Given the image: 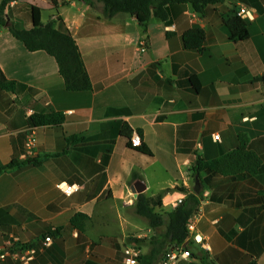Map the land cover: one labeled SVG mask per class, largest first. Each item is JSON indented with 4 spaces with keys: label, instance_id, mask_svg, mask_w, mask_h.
Masks as SVG:
<instances>
[{
    "label": "crops",
    "instance_id": "0c3cea01",
    "mask_svg": "<svg viewBox=\"0 0 264 264\" xmlns=\"http://www.w3.org/2000/svg\"><path fill=\"white\" fill-rule=\"evenodd\" d=\"M34 7L43 22L62 18L57 26L76 39L92 88L68 90L54 56L0 27V71L17 83L0 86V168L19 163L0 172V247L20 239L0 264H22L25 246L37 248L29 264H124L129 245L148 253L166 225L153 228L137 213L138 195H161L156 210L172 211L195 192L197 158H219L242 141L259 158L258 170L202 176L191 256L173 264H264V0H223L205 14L172 3L167 21L153 17L147 25L126 12L108 18L102 2L80 0H12L6 14L28 29ZM241 8L252 15L244 18V39L225 23ZM194 27L205 32L201 49L184 43ZM145 39L148 49L138 54ZM52 114L61 119L31 122ZM31 127L37 154L26 159ZM134 130L142 136L136 148ZM61 182L82 188L67 195ZM79 214L86 216L81 228L72 222ZM47 235L53 242L43 246Z\"/></svg>",
    "mask_w": 264,
    "mask_h": 264
},
{
    "label": "trees",
    "instance_id": "16d2710c",
    "mask_svg": "<svg viewBox=\"0 0 264 264\" xmlns=\"http://www.w3.org/2000/svg\"><path fill=\"white\" fill-rule=\"evenodd\" d=\"M12 0H3L0 4V27L7 28L16 38L23 41L29 50H45L54 56L59 64L60 72L64 77L66 88L70 91H85L92 88V81L87 71L85 61L73 34L69 30H61L58 23L62 21L60 16L51 18L47 22L40 19L39 8H33L34 23L31 28L20 29L11 22L6 14L8 4ZM56 5V0H52ZM94 6L96 2L103 3L104 15L108 18L120 12L135 15L144 25L156 17L167 21L169 18L168 6L172 3L192 4L200 14H205L208 8L214 4H220L223 0H80ZM225 23L233 38H247L249 35L247 21L238 14L225 20ZM205 41V32L199 27H194L184 35V43L190 49H201ZM264 82V73L258 78ZM17 85L15 81L8 80L0 71V86L12 89ZM61 119L60 114L47 116H33L31 122L34 125L49 124ZM243 140V137L241 138ZM143 151H147L142 147ZM27 163H33L27 160ZM260 165L259 158L247 149L246 141L236 149L229 151L219 158L204 160L197 158L192 166L194 177L200 178L208 172L236 177L241 174L255 173ZM19 166L18 162H11L0 168L3 170L13 169ZM202 192H191L185 200H182L172 211L160 212L156 209L162 205V196L148 197L140 193L136 202V211L145 217L153 228L166 225L163 234L151 238V248L140 257V264H158L173 248L179 246L189 247V233L187 223L190 217L198 211ZM86 217L79 214L73 217L72 222L81 228L78 218ZM143 240L136 239L139 243Z\"/></svg>",
    "mask_w": 264,
    "mask_h": 264
},
{
    "label": "built area",
    "instance_id": "2783aa9c",
    "mask_svg": "<svg viewBox=\"0 0 264 264\" xmlns=\"http://www.w3.org/2000/svg\"><path fill=\"white\" fill-rule=\"evenodd\" d=\"M239 16L242 18H251L252 15L250 11L246 8H241L238 13ZM148 49V43L147 40H143L139 47H138V54H142L146 52ZM216 139H219V135L214 136ZM130 144L133 147H140L142 144V136L137 131L134 130L130 136ZM37 147H38V140L36 136L35 127H31L29 134L25 141V153L24 157L26 159L34 158L37 154ZM58 187L67 195H71L77 191H80L82 186L80 184H70L67 182H61L58 184ZM182 202V200H180ZM199 211L194 213L188 223H187V230L189 233V238L193 237V232L196 228V222L198 218ZM195 239L202 243L203 246L206 249H209V245L207 242L203 241V238L198 234L195 236ZM19 238L16 236H13L12 238H9L6 241L5 246L0 247V258H5L8 254L11 253V250L16 245L17 242H19ZM53 242V238L51 235H47L43 240V246H49ZM37 253V248L34 246H25L22 247L21 252H19V256L21 259L22 264H29L30 261H32ZM142 256V250L138 245H129L125 249V258H124V264H140V257ZM191 256V251L189 248H186L184 246H179L177 248L171 249L169 252H167L166 256L161 260L158 264H173L180 258L189 257Z\"/></svg>",
    "mask_w": 264,
    "mask_h": 264
},
{
    "label": "water",
    "instance_id": "95a60500",
    "mask_svg": "<svg viewBox=\"0 0 264 264\" xmlns=\"http://www.w3.org/2000/svg\"><path fill=\"white\" fill-rule=\"evenodd\" d=\"M145 185L141 184V182L136 183L135 192L140 193L144 190ZM194 190L196 193H200L202 191V181L199 175H196L195 177V186Z\"/></svg>",
    "mask_w": 264,
    "mask_h": 264
}]
</instances>
